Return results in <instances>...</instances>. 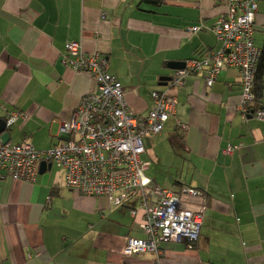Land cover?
<instances>
[{"label": "crops", "instance_id": "obj_1", "mask_svg": "<svg viewBox=\"0 0 264 264\" xmlns=\"http://www.w3.org/2000/svg\"><path fill=\"white\" fill-rule=\"evenodd\" d=\"M225 0H0V118L18 117L6 130L10 144L45 151L66 137L79 99L95 93L85 72L62 64L70 43L104 55L130 110L145 117L151 92L176 99L159 136L144 137L145 175L162 189L200 191L206 199L200 236L163 244L159 257H124L128 238H141L136 199L111 208L104 197L79 196L64 185L56 164L33 183L0 180V264H264V122L241 111L240 74L224 69L211 88L204 75L181 88L161 85L167 65L186 63L220 43L211 28ZM198 27L196 33L190 28ZM254 45L264 43V0H257ZM256 91L264 109V71ZM255 110L254 106H252ZM252 109V111H254ZM251 111V112H252ZM184 127V128H183ZM234 146L232 154L225 149ZM194 210L198 200L183 197ZM135 210L134 218L130 211Z\"/></svg>", "mask_w": 264, "mask_h": 264}, {"label": "built area", "instance_id": "obj_2", "mask_svg": "<svg viewBox=\"0 0 264 264\" xmlns=\"http://www.w3.org/2000/svg\"><path fill=\"white\" fill-rule=\"evenodd\" d=\"M225 6V14L211 28L220 49L186 62L183 69L174 72L167 85L172 89L181 88L187 76L201 73L206 87L211 88L222 70L236 69L240 74L242 113L264 122V109L252 111L254 76L261 54L254 45L257 0H225ZM199 30L193 27L189 32ZM62 64L91 76L95 93L79 99L71 120L61 123L59 133L66 138L48 150L37 151L27 142L3 143L0 137V180L9 177L33 183L40 163H54L63 171L65 187L79 196L104 197L111 208L136 199L142 213V237L126 240L122 249L124 257L158 258L161 245L181 240L191 249L200 236L205 198L200 191L189 187H182L178 194L158 187L145 175L149 164L141 160L144 137L162 133L167 120L174 116L175 97L166 91H152V106L141 117L128 107L123 88L109 73L104 55L86 54L79 44L70 43ZM21 116L26 118L7 112L3 118L6 129ZM235 149L228 146L224 151L232 154ZM184 196L198 200L194 210L182 207ZM135 215L136 211L131 210L130 216Z\"/></svg>", "mask_w": 264, "mask_h": 264}, {"label": "water", "instance_id": "obj_3", "mask_svg": "<svg viewBox=\"0 0 264 264\" xmlns=\"http://www.w3.org/2000/svg\"><path fill=\"white\" fill-rule=\"evenodd\" d=\"M184 65H185V63L172 62V63L168 64L167 67L170 70L177 71V70L183 69ZM169 81H170V78H161L160 79L161 85H163V86L166 85V83L169 82ZM8 129H6L4 120L0 118V137H1L2 141H3V143H7L9 141L8 133L6 131ZM49 168H50L49 164H46V163L42 162L39 165V173H43L46 169H49Z\"/></svg>", "mask_w": 264, "mask_h": 264}, {"label": "trees", "instance_id": "obj_4", "mask_svg": "<svg viewBox=\"0 0 264 264\" xmlns=\"http://www.w3.org/2000/svg\"><path fill=\"white\" fill-rule=\"evenodd\" d=\"M145 1H146V3L154 5V6H159L160 4L163 3V0H145ZM260 50H261V54L259 57V61L257 64L255 76H254V96H255L254 101L255 102L253 103V106H254L255 110L259 109L258 108L259 106L257 105L258 101H257V97H256V91L258 90L257 87H258V85H260L263 82L262 81V75H263V71H264V43H263V46ZM252 109H253V107H252Z\"/></svg>", "mask_w": 264, "mask_h": 264}, {"label": "rangeland", "instance_id": "obj_5", "mask_svg": "<svg viewBox=\"0 0 264 264\" xmlns=\"http://www.w3.org/2000/svg\"><path fill=\"white\" fill-rule=\"evenodd\" d=\"M146 138H148V136H146ZM143 144H144V139H143ZM164 188H166L167 190H175L176 189L173 185L164 186Z\"/></svg>", "mask_w": 264, "mask_h": 264}]
</instances>
